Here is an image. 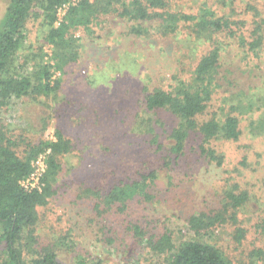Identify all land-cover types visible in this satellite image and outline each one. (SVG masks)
<instances>
[{"label": "trees", "instance_id": "16d2710c", "mask_svg": "<svg viewBox=\"0 0 264 264\" xmlns=\"http://www.w3.org/2000/svg\"><path fill=\"white\" fill-rule=\"evenodd\" d=\"M70 1L9 0L0 20V110L19 100L25 118L24 126L0 121V264H64L57 246L65 241L77 256L72 264H136L145 251L166 255L169 264H233L217 245L197 238L177 246L169 222L175 218L203 238L235 222L251 202V191L240 185L241 170L252 160L247 147L264 136V81L257 64L264 19L254 0H241L239 7L238 0H188V11L178 7L181 0H80L55 26L57 9ZM249 13L251 28L237 17ZM109 19L124 25L109 31L112 48L101 49L85 74L82 41L93 42ZM31 22L51 47L48 57L42 46L28 42ZM169 42L192 53L207 47L185 70L173 59ZM231 45L236 52L225 55L223 47ZM74 91L81 92L78 99ZM52 104L68 106L78 128L104 126L97 129L106 140L107 132L118 142L125 139L131 154L129 168L118 176L126 178L106 188L81 185L75 196L89 212L82 224L98 228L92 233L97 255L88 244L77 249L74 223L57 238L58 245L36 246L39 210L55 195L64 161L74 150L72 137L61 129L54 140L43 138ZM35 107L49 110L39 128L28 117ZM108 152V147L98 150L95 166ZM41 154L44 171L35 187L25 186ZM176 177L184 178L175 184ZM185 177L205 188L192 208H184L173 192ZM261 184L264 189V179ZM71 214L73 220L86 212ZM116 221L121 222L114 233ZM254 228L264 243V211ZM238 233L239 242L244 232ZM99 248L112 253L104 256ZM263 253L260 248L252 256Z\"/></svg>", "mask_w": 264, "mask_h": 264}, {"label": "rangeland", "instance_id": "374dc122", "mask_svg": "<svg viewBox=\"0 0 264 264\" xmlns=\"http://www.w3.org/2000/svg\"><path fill=\"white\" fill-rule=\"evenodd\" d=\"M240 1L241 0L236 1V7L240 6ZM8 2L9 0H0V20L4 15ZM197 2L199 3V1ZM252 3L256 6L260 12V15L264 19V0H254ZM177 5L184 11H188L191 9L190 7H192V1L181 0ZM195 6H198L197 3ZM238 12L239 10H237V13ZM241 16H243L242 19L246 21V25L251 28L252 23L254 22L251 14L249 13L245 15H239L237 17L241 18ZM108 21L109 23H107L106 27H102L101 30H98L99 32L97 35H94L95 40H93V42L82 41L83 45H87L83 49V53L85 54V58L83 59V69L85 74H87V67L95 64V62L98 60V54L100 53L101 49L112 48L113 42H109L107 40V34L109 31L112 29L115 31V25H124L122 22L116 23L114 20L110 19ZM55 26L57 25L55 24ZM28 31V42L34 47L42 46L46 56L48 57L51 54V47L45 44L43 32L40 30L38 24L35 22L29 23ZM80 34L81 32L76 35ZM97 36H100V38L96 39ZM222 39L223 38H220V40ZM169 43L175 52L173 59L179 61L180 65L185 70L191 68V66L195 63L194 61L199 56V53L207 47L205 45L199 46L197 49L195 48L194 53H192V49L182 50V48L177 45L176 42ZM159 46H161L160 43ZM235 52L236 47L233 45L223 47V53L225 55H233ZM47 57L45 60H47ZM257 64L261 68V75H263L262 81H264V74H262L264 73V50L263 55L261 54V58L258 60ZM251 76H253V74H251ZM80 93V91H74V98L76 96V99H78L79 96L77 95ZM52 105L55 110L54 113L51 114V117L48 121V129L45 131L43 138L46 140H54V131L56 129H61L72 137L74 150L72 154L67 156L64 161L63 172L59 176L54 186V189H56L55 195L52 196L46 208L39 210L40 221L35 229V234L38 240L36 246L38 249H41L42 247L48 245H58L59 241L57 238L60 235H63L66 232L65 229H69V227L74 223V234L75 236L79 237L75 242L77 249L80 251L81 246L88 244L90 245L89 251L92 253V255H97L98 249L95 245L96 236L92 233H95L98 228L96 226H92L89 229L86 227V224H82L83 219H86L89 212H87L86 204L84 202L75 200V196L80 193L81 185L91 187L93 189V187H96L97 183L106 188L115 183L119 178H126L118 176L123 169L127 170L129 168L127 165H130L131 154L129 153V148L128 151L125 150L127 149L125 148V139H122L121 142H118L116 134H113V132H107L108 139L106 140L104 135L99 134L102 132L98 131L97 128L99 127H91V129L88 130L78 128L70 120L73 117L71 113L66 111V108H69L68 106H65V104H55V106L54 104ZM21 110L22 108L20 101H14L8 110H0V121L11 123L17 126H24L25 118L22 116V114H20L22 113ZM47 114H49V110L45 107H35V109L32 108L30 114L28 115L29 121L32 120V125L36 128H39L40 118L42 116H47ZM103 127L104 126H101V128ZM100 137L101 140H103V143L97 142ZM261 139L262 140L258 142L253 141L254 145L249 144L252 146L247 147L248 151L251 153L252 160L247 168L242 167L241 170L242 177H240V185L251 191V202L238 211L235 222L232 221L226 223L221 227L214 229L211 234L203 238L202 236L194 237L192 233L186 230L183 223L178 222L175 218H172V220L169 222V226L176 231L174 241L177 246L181 242L197 238L201 241L217 245L225 254V256L231 262H233V264H264V253L263 255L259 256V258L252 256L254 250H258L260 248L264 250V243L261 238L256 236L254 228L259 220H261L262 212L264 211V189L261 184V181L264 179V136ZM107 147L110 149V152L104 154V158H102L99 164L95 166L97 164L96 158L99 156L98 150H103ZM227 162L230 163V158L227 159ZM33 164L36 176L33 177L34 179L30 178L29 181L25 182L26 186L35 185V177H37V175L45 167V154H41L33 162ZM230 167H233V165L230 164ZM181 178L184 177H176L175 184L179 183V179ZM180 185L181 188H178L175 191L173 190V192L180 195L184 208H192L195 206L194 204H197L196 202L198 201L200 195L197 192L202 190L204 191L205 188H202L198 184H196L197 186H193V180H188L187 178L185 179V182L181 183ZM195 187L197 189H195ZM192 193H194V195H192ZM190 194L192 196H190ZM77 210H84L86 215L70 220L69 218L72 215L71 213H75ZM140 211H144V209L141 207ZM145 214H148L147 210L144 211V215ZM231 214L233 213H230V215ZM120 222L121 221H116L113 223L112 232L115 233L116 229L120 228ZM62 226L66 228H63ZM241 229L243 230L244 234L242 235L243 238L238 242L236 237ZM56 231L58 232L56 233ZM117 238H119V235H117ZM68 246L69 243H67V241L63 242L62 246H57L59 260L64 264H72L74 259L77 257L76 253L67 251ZM97 246L99 245L97 244ZM99 250H102V255L104 256H109L112 253L105 249L99 248ZM144 257H147V259L144 260ZM137 258V260H134L136 264H169V259L166 255H157L152 253L148 254L146 251L139 254Z\"/></svg>", "mask_w": 264, "mask_h": 264}, {"label": "built area", "instance_id": "2783aa9c", "mask_svg": "<svg viewBox=\"0 0 264 264\" xmlns=\"http://www.w3.org/2000/svg\"><path fill=\"white\" fill-rule=\"evenodd\" d=\"M80 0H71L70 2L66 3V4H63L62 6H60L58 9H57V22L55 23L56 25L62 21V18L64 17V15L66 14V11L68 10V7H70L71 5H75L77 2H79ZM44 171V169L37 175V177H35L36 179V183L34 186H31V187H35L36 184L38 183V179L41 175V173ZM36 176V173L34 172L32 174V176L30 178L34 179L33 177ZM29 178V179H30ZM26 180L25 182L29 181ZM25 182H24V185H25ZM26 186V185H25Z\"/></svg>", "mask_w": 264, "mask_h": 264}]
</instances>
